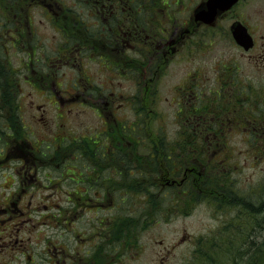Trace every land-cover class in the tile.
Masks as SVG:
<instances>
[{
	"label": "flooded vegetation",
	"instance_id": "af4514ba",
	"mask_svg": "<svg viewBox=\"0 0 264 264\" xmlns=\"http://www.w3.org/2000/svg\"><path fill=\"white\" fill-rule=\"evenodd\" d=\"M210 1L0 0V264H127L157 216L211 195L231 137H264L237 63L264 44L246 0Z\"/></svg>",
	"mask_w": 264,
	"mask_h": 264
},
{
	"label": "rangeland",
	"instance_id": "374dc122",
	"mask_svg": "<svg viewBox=\"0 0 264 264\" xmlns=\"http://www.w3.org/2000/svg\"><path fill=\"white\" fill-rule=\"evenodd\" d=\"M244 4L246 5L236 10V13L239 11L241 16L253 28H256L257 42L264 44V0H246ZM219 37H221L220 34ZM224 45L227 46L224 43L215 45L205 58L198 59V64L204 66L210 63L213 56L227 52L228 49ZM230 52L233 53L231 49ZM237 63L241 66L240 74L246 76L247 82L254 85L255 81L258 82L256 76H259L264 85V61L258 68L251 67L244 60H237ZM175 79L173 77L172 82ZM243 95H246L248 99L246 98V102H241L238 105L240 108L246 109V113H248L249 109L256 106L264 114V93L261 95L262 103L260 105L254 101L258 94H251L252 99L248 93ZM163 96L168 97L169 95L164 94ZM164 102V100L160 102L153 115H158L159 112L164 114L163 111H165L166 132L174 133L177 128L174 125H168L172 118ZM164 129L165 127H159L152 123V133H163ZM224 129L225 132H229L228 126H225ZM241 132H243V128H236V132L231 133L239 134ZM226 144L229 156L224 158V164L217 163L220 167L215 168L211 175V179L214 180L209 186L212 191L211 195L208 191L206 197L199 196L193 205H183L180 213H172L171 216L165 218L157 216L150 229L141 238L145 243L144 248L142 251L136 252L133 260L127 264H243L239 260L243 256L238 251L243 250L245 253L246 247L250 245V240L257 242L264 235V231L260 228H251L250 236L247 231L243 236L233 239L226 246L225 240L232 233L234 219L248 217L247 210L257 209V203L264 201V153L261 155L259 145L240 141L238 135L231 137ZM247 150L249 151L247 152ZM221 180L234 184L228 190V194L217 195L216 199L219 202L216 203L215 195L213 196L215 189L226 190L230 187ZM247 203L250 206L254 204L255 207L252 209ZM133 208L135 209L137 206H133ZM163 212L166 213L164 210ZM167 212L169 213V209ZM256 217L257 225H259L264 213ZM260 227L262 226L260 225ZM203 255L211 256V260L204 261Z\"/></svg>",
	"mask_w": 264,
	"mask_h": 264
},
{
	"label": "trees",
	"instance_id": "16d2710c",
	"mask_svg": "<svg viewBox=\"0 0 264 264\" xmlns=\"http://www.w3.org/2000/svg\"><path fill=\"white\" fill-rule=\"evenodd\" d=\"M251 143L260 146L261 155L264 153V138L259 139V140L254 141V142H251ZM258 156H260V155H258ZM227 181H229V180H227ZM222 182H224V181H222ZM224 183H226V182H224ZM225 185L226 186L230 185V187L226 190H222L223 188L222 189H217V188L215 189V191H214L215 197L214 198H215L216 203L219 202L216 199L217 195L221 196L224 193L228 194L229 193L228 190H230V188H232L231 182H228ZM247 205H249V204L247 203ZM250 207L253 209L255 207V205L252 204V206H250ZM247 212H248L247 213L248 217H244V218L243 217H236L234 219V222L232 223V233L229 234V237H226L225 246L229 245L233 239L240 238L241 235L243 236L245 234V232L249 231L251 228H253V229L254 228L255 229L260 228L264 231V228H263L264 217L261 218L262 220H261L259 225H257L258 220L256 221V218H257L256 216L264 213V201L257 203V209H255L253 211L247 210ZM260 225L262 227H260ZM250 232L251 231H249V233H248L249 236L251 235ZM235 235H236V238H234ZM238 252L241 254V256H243V258L239 259L240 263L242 262L243 264H264V235L261 236V239L258 240L257 242L255 240H250V245L248 247H246L245 253L243 252V250H239ZM203 256H204V261L211 260V256H208V257L206 255H203Z\"/></svg>",
	"mask_w": 264,
	"mask_h": 264
},
{
	"label": "water",
	"instance_id": "95a60500",
	"mask_svg": "<svg viewBox=\"0 0 264 264\" xmlns=\"http://www.w3.org/2000/svg\"><path fill=\"white\" fill-rule=\"evenodd\" d=\"M213 1L217 2L216 0H211V2H213ZM235 37H236V36H235Z\"/></svg>",
	"mask_w": 264,
	"mask_h": 264
}]
</instances>
